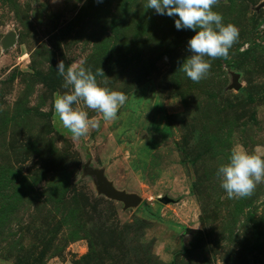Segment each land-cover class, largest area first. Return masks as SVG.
I'll list each match as a JSON object with an SVG mask.
<instances>
[{"label":"rangeland","instance_id":"374dc122","mask_svg":"<svg viewBox=\"0 0 264 264\" xmlns=\"http://www.w3.org/2000/svg\"><path fill=\"white\" fill-rule=\"evenodd\" d=\"M146 2L0 0V264H264V182L228 199L217 176L233 148L264 157V0H217L239 39L199 82L179 68L193 32ZM60 60L103 70L117 119L81 102L100 127L73 139ZM89 161L141 204L100 195Z\"/></svg>","mask_w":264,"mask_h":264},{"label":"clouds","instance_id":"9594fccd","mask_svg":"<svg viewBox=\"0 0 264 264\" xmlns=\"http://www.w3.org/2000/svg\"><path fill=\"white\" fill-rule=\"evenodd\" d=\"M56 2V0H53ZM80 4V0H73ZM217 0H147L146 8L157 15L174 18L176 30H189L193 35L188 39L186 51L189 53L179 68L193 82L205 78L211 68V60L229 58V50L239 39V29L224 23L223 16L214 11ZM264 29V25H259ZM247 47V45H245ZM244 49L242 48L241 51ZM58 76L63 78L64 88L69 92L56 95L53 109L62 126L73 139L88 134L89 129L100 127V121L90 119L88 113L77 105L102 114L105 121L117 119L118 110L125 104L124 93L101 86L96 77L105 75L102 69L95 73L80 66L65 68L60 60L56 64ZM220 187L228 199L249 196L256 185L264 182V157L251 154L242 148H233L226 163L217 168Z\"/></svg>","mask_w":264,"mask_h":264},{"label":"water","instance_id":"95a60500","mask_svg":"<svg viewBox=\"0 0 264 264\" xmlns=\"http://www.w3.org/2000/svg\"><path fill=\"white\" fill-rule=\"evenodd\" d=\"M16 34L14 32H10L7 34L2 40V49L8 50L15 46L16 44ZM238 77H234V85L237 90L240 89V84L237 83ZM84 177H91L94 180V184L96 186L97 192L100 195L107 197L110 200L117 201L124 205V209H130L138 207L142 199L134 193H126L124 191H120L114 187V185L107 179L105 176L104 170L96 169L91 166V162L89 161L83 171ZM167 202V199H164Z\"/></svg>","mask_w":264,"mask_h":264}]
</instances>
